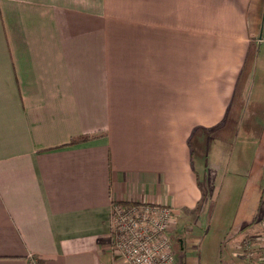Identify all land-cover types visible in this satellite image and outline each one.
<instances>
[{
  "label": "crops",
  "instance_id": "crops-1",
  "mask_svg": "<svg viewBox=\"0 0 264 264\" xmlns=\"http://www.w3.org/2000/svg\"><path fill=\"white\" fill-rule=\"evenodd\" d=\"M248 4L0 0V264H113V203L172 206L174 239L200 173L256 183L230 256L255 241L264 121L255 134L248 114L264 118V38ZM181 238L195 264L196 240Z\"/></svg>",
  "mask_w": 264,
  "mask_h": 264
},
{
  "label": "rangeland",
  "instance_id": "rangeland-1",
  "mask_svg": "<svg viewBox=\"0 0 264 264\" xmlns=\"http://www.w3.org/2000/svg\"><path fill=\"white\" fill-rule=\"evenodd\" d=\"M248 8L249 13L253 12L257 14V21L255 22L257 35L264 38V0H249ZM261 44V47H264V43ZM259 46L257 44L258 49ZM256 96V90L254 89L251 94V99H255ZM248 116V120L256 123L255 134H258L257 132L260 130L264 118L257 115L252 117L251 113ZM210 162L211 160L205 166L202 165L203 168L207 166L206 169H208L209 164H211ZM222 170V174H225V170H227V173V166L224 165ZM199 178V184L203 194L201 202L191 219L184 221L183 224L180 223L178 228L181 230V233H176L174 239H172L175 259L179 261V258L182 256L179 250L180 242L176 238H180L182 234L188 233L191 238L199 242L197 248H195L196 242L193 244V252H190V254H193L197 258L195 264H233V262L237 263L238 261L241 264H264V246L263 248L260 247V244L263 242V238L261 237L263 236L264 227L258 232L257 236H251V238L250 236H244V238L249 237V239L253 238L255 240L252 256L242 254V251H244L243 247L239 253L236 252L235 254L238 260L230 256V244L235 236L234 227H237L244 213H251L255 211L254 207H256L254 204V196L250 198L247 196L252 191L248 194L244 190H247L248 187L256 183L252 180L251 182L248 181L250 179L248 174L245 176L239 174L233 177L229 175L227 178L233 179L232 183L224 181L223 176L220 175L219 180L215 181L213 185L210 184L211 182H209L208 178L207 180L203 179V173H200ZM232 184L236 187L233 190H229ZM244 238L242 240H245ZM113 264L123 263L114 260Z\"/></svg>",
  "mask_w": 264,
  "mask_h": 264
},
{
  "label": "built area",
  "instance_id": "built-area-1",
  "mask_svg": "<svg viewBox=\"0 0 264 264\" xmlns=\"http://www.w3.org/2000/svg\"><path fill=\"white\" fill-rule=\"evenodd\" d=\"M174 220V210L167 204L113 203L108 236L113 260L123 264H178L170 233ZM261 238L263 248L264 232ZM253 247L254 242L246 241L242 254L252 256ZM30 264L42 263L31 255Z\"/></svg>",
  "mask_w": 264,
  "mask_h": 264
},
{
  "label": "trees",
  "instance_id": "trees-1",
  "mask_svg": "<svg viewBox=\"0 0 264 264\" xmlns=\"http://www.w3.org/2000/svg\"><path fill=\"white\" fill-rule=\"evenodd\" d=\"M88 137H74L72 138L68 145H72V144H75V143H78V142H81V141H84L86 140ZM182 239V238H181ZM180 239V243H182L183 241ZM179 250L181 252L182 250V245L179 244ZM182 253V252H181ZM182 255V254H181ZM178 264H185V261L183 259V256H181V258H179V261H177Z\"/></svg>",
  "mask_w": 264,
  "mask_h": 264
},
{
  "label": "flooded vegetation",
  "instance_id": "flooded-vegetation-1",
  "mask_svg": "<svg viewBox=\"0 0 264 264\" xmlns=\"http://www.w3.org/2000/svg\"><path fill=\"white\" fill-rule=\"evenodd\" d=\"M181 238V237H180ZM182 240V239H181Z\"/></svg>",
  "mask_w": 264,
  "mask_h": 264
}]
</instances>
